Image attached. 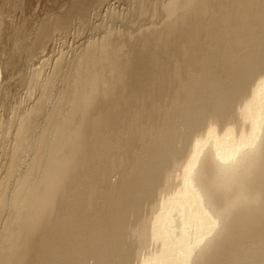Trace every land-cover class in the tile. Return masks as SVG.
I'll return each instance as SVG.
<instances>
[{"label":"bare ground","instance_id":"obj_1","mask_svg":"<svg viewBox=\"0 0 264 264\" xmlns=\"http://www.w3.org/2000/svg\"><path fill=\"white\" fill-rule=\"evenodd\" d=\"M53 1L0 66V264H264V0H131L42 58L105 0Z\"/></svg>","mask_w":264,"mask_h":264},{"label":"rangeland","instance_id":"obj_2","mask_svg":"<svg viewBox=\"0 0 264 264\" xmlns=\"http://www.w3.org/2000/svg\"><path fill=\"white\" fill-rule=\"evenodd\" d=\"M1 1V0H0ZM13 1V2H12ZM36 1V2H35ZM38 0H10V2L9 1H7V2H9V3H5L6 5H4V6H0L1 7V9H0V12H1V14H0V19L1 20H3L2 22H1V20H0V59L2 60H0V66H1V62L3 63V62H6V61H8L9 59L11 60V61H13L12 63H15V64H17V65H15V66H17V70H18V72H16L17 74H20V73H23V72H25V70H24V67H23V69H21L22 68V66L23 65H20V61H19V59L20 60H22L23 59V57L25 56L24 55V51H22L21 50V48L22 47H20L21 45H22V43H17L16 42V44H14L13 43V38H12V34L13 33H16V31H20V33L22 32V34L24 33V34H27V32L30 30V32H31V30H32V28H33V26L35 25L34 23H35V21H36V23H38V21H40L43 17H44V15L47 13V14H52L54 11H56V8H57V6L59 5V2H56V3H54V1L53 0H39L38 2H37ZM59 1H61V0H59ZM62 1H64V0H62ZM104 1V0H103ZM105 1H108V2H105ZM104 2H102L101 4L103 5V7L101 8V4L99 5V4H95L96 6H93V8L91 9L90 8V10H88V11H86V12H83L84 14H83V16L85 15H87L86 17L84 16H80L81 17V19L78 21V18L76 19V21L74 20L73 21V23L72 24H74V25H70V26H72V28L69 26V27H67V28H65L64 30L66 31V32H64V30L62 31V30H58L56 33H57V35H56V33H54V39L55 38H57V37H59L60 39H58V40H56V41H52V45H53V50H54V52L52 51V52H50V53H47V55H44V56H42V58H48V57H50V55L52 54L53 56L55 55V53L57 52V51H59V49H61L63 52H64V55H69L71 52H69L70 51V49H72V51L73 50H75L76 48H77V46L79 47L81 44H82V41H84V40H86L87 38H89V37H91L92 36V34H93V36H97V34H100L101 32L100 31H103L104 29H106V28H108L110 25L112 26H110L109 28H113V29H115L116 27H117V29H121L122 28V24L123 23H121V19H119V18H123L127 13H129L128 11H129V8H130V3H133V1H131V0H118V1H116L115 2V0H105ZM121 2V3H120ZM126 2H127V4H126ZM112 3V4H111ZM124 3H125V5H124ZM114 4V5H113ZM110 5V7H107V6H109ZM113 5V6H112ZM35 6V7H34ZM105 7V8H104ZM52 8H54V9H52ZM94 8H96V9H98V10H96V9H94ZM101 8V9H100ZM113 8V10H111ZM126 8V9H125ZM127 8H128V10H127ZM33 9V10H32ZM108 9H110L109 11H110V13H109V11H106V10H108ZM114 9L116 10L115 11V15H117V16H115L114 15ZM122 9H123V11H122ZM92 10V11H91ZM102 10V11H101ZM125 10V11H124ZM127 10V11H126ZM90 11V12H89ZM96 11H97V13H96ZM99 11H100V13H99ZM106 11V12H105ZM111 11H112V14L113 15H111ZM121 11H122V13H121ZM125 12V13H124ZM119 13H121V14H119ZM3 14V15H2ZM89 14V15H88ZM95 14H96V16H98L97 18L98 19H95ZM99 14V15H98ZM107 14V15H106ZM122 14H123V16H122ZM91 15V16H90ZM95 17H94V16ZM102 15H104L103 17H102ZM107 16V18H105L106 16ZM110 15V16H109ZM122 16V17H119V16ZM115 16V17H114ZM89 19H88V18ZM92 17V18H91ZM94 17V18H93ZM99 17H102L103 18V20H102V18H99ZM110 17H112V19L113 20H111V18ZM114 17V18H113ZM117 17V20H114L115 18ZM3 18V19H2ZM82 18H83V20H82ZM84 18H86V19H84ZM105 18V19H104ZM109 18V19H108ZM90 20V21H92V22H89L88 20ZM92 19V20H91ZM95 19V20H94ZM100 19H101V21H100ZM106 19H108V20H106ZM118 19H119V22L121 23H119L118 22ZM84 20H85V22H84ZM97 20V21H96ZM98 20H99V22H98ZM104 20H105V23H104ZM84 22V24L83 23H79V24H77L78 22ZM87 21L89 22V23H87ZM106 21H107V24H106ZM109 21V22H108ZM117 21V22H116ZM33 22V23H32ZM77 22V23H76ZM95 22V23H94ZM103 22V23H102ZM111 22V23H110ZM115 22V23H114ZM29 23V24H28ZM91 23V24H90ZM101 23V24H100ZM108 23H110V24H108ZM116 23H117V25H119V26H117L116 25ZM77 24V25H76ZM80 24H81V26H80ZM85 24H88V26L87 25H85ZM96 24L98 25V24H100V26L98 25V26H96ZM102 24H105V25H102ZM32 27H31V26ZM82 25H84L83 26V28H81L82 27ZM89 25H90V28H91V26H93V27H98L97 28V30H99V31H97L95 28H91L92 29V32H91V29L89 28L88 29V27H89ZM95 25V26H94ZM115 25H116V27H115ZM121 25V26H120ZM127 25H128V23H127ZM73 26H75V29L73 28ZM80 27V29H83V30H80L79 31V28H76V27ZM85 26H87V27H85ZM105 26V27H104ZM114 26V27H113ZM24 27V28H23ZM31 27V28H30ZM130 27V28H129ZM85 28H86V30H85ZM103 30H102V29ZM28 29V30H27ZM68 31H67V30ZM78 29V30H77ZM126 29V30H125ZM130 29V30H129ZM133 29V27H131L130 26V23H129V26H128V28H127V26H126V24H123V28H122V30H124V31H131ZM70 30H71V32H70ZM75 30H77V31H75ZM88 30H90V31H88ZM75 31V32H74ZM30 32H28V33H30ZM59 32V33H58ZM60 32H63V33H61V35H60ZM74 32V33H73ZM90 33V34H88V35H91V36H88L87 35V33ZM100 32V33H99ZM19 33V34H20ZM65 33V34H64ZM76 33V34H75ZM77 33L79 34V33H81L83 36H84V38H82L80 35H77ZM95 34V35H94ZM61 36H62V38H61ZM88 36V37H87ZM11 37V38H10ZM62 39V40H61ZM51 42V41H50ZM80 42H81V44H80ZM17 44H18V46H17ZM15 45H16V47H15ZM20 48V49H19ZM70 48V49H69ZM8 49V50H7ZM17 49V50H16ZM78 49V48H77ZM15 50H16V53H15ZM21 51L20 52V54H19V51ZM12 51V52H11ZM66 51V52H65ZM8 52V53H7ZM7 53V54H6ZM18 53V54H17ZM16 54V55H15ZM19 56V58H18V56ZM24 55V56H23ZM51 55V56H52ZM21 57V58H20ZM14 59V60H13ZM51 59H52V57H51ZM50 59V60H51ZM42 60V59H41ZM10 61V62H11ZM17 62V63H16ZM34 63H36L37 62V59H35L34 61H33ZM50 62V61H49ZM51 63V62H50ZM49 63V64H50ZM36 65H38V63H36ZM19 66H20V70L21 71H23V72H21L20 70H19ZM47 68H45V71L47 72V71H49V69H50V65H47L46 66ZM26 69V68H25ZM48 69V70H47ZM19 71H20V73H19ZM0 75H1V73H0ZM16 85H18V86H16ZM22 87H23V89H22ZM10 91L8 90V93H9V96H7V100L9 101V103H10V105H14V102L15 103H17L18 101H20L21 99H23L24 98V96H23V94H25L24 92L26 91V87H24V86H20L19 85V83H17V84H12L11 86H10ZM25 90V91H24ZM21 94V95H20ZM19 95V96H18ZM23 96V97H22ZM20 97V98H19ZM19 98V99H18ZM18 99V100H17ZM15 100H17V102L15 101ZM7 107V104H4L1 108L3 109V112H5V108ZM2 109H1V112H2Z\"/></svg>","mask_w":264,"mask_h":264}]
</instances>
